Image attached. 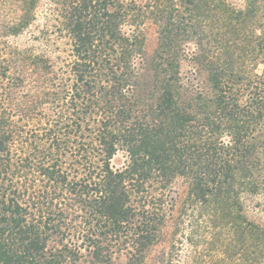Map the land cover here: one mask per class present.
<instances>
[{
  "label": "trees",
  "instance_id": "16d2710c",
  "mask_svg": "<svg viewBox=\"0 0 264 264\" xmlns=\"http://www.w3.org/2000/svg\"><path fill=\"white\" fill-rule=\"evenodd\" d=\"M42 1L0 28L41 7L34 39L69 45L0 43V264H144L166 237L157 264H264L241 203L264 196V0Z\"/></svg>",
  "mask_w": 264,
  "mask_h": 264
},
{
  "label": "rangeland",
  "instance_id": "374dc122",
  "mask_svg": "<svg viewBox=\"0 0 264 264\" xmlns=\"http://www.w3.org/2000/svg\"><path fill=\"white\" fill-rule=\"evenodd\" d=\"M46 0L42 1V4ZM235 4H239L238 0H232ZM19 4L18 0H0V28L4 27V24H11L12 22H15L17 17L20 15L19 11ZM42 8L39 7L38 10L35 13V20L32 21L29 25V27L24 30L20 35L17 37H2L0 34V43L4 46H16L20 49L26 48L28 46H35V50L38 53H42L47 57H50L52 60L57 61V63L60 65L64 61V59H67V54L69 50L68 45V39L64 37V35H58L52 36V42L49 45H43L44 43L38 42L34 39V37L40 36L41 31V24L44 23L45 19L42 16ZM145 35H146V45L145 50L147 52L148 58L155 52L157 49V43H158V34L156 31V28L154 25L147 24L145 26ZM192 43L188 44L186 48H188L189 53L193 49ZM12 48V47H11ZM2 50L3 48L0 47ZM8 50V49H7ZM57 58V59H56ZM182 70L184 73H189L191 69V64L189 61H184L182 64ZM261 68H258V72H260ZM126 158L122 152H119L114 156V158L111 161V165L114 168H120L123 166ZM174 193L173 196L175 197V215L177 216L184 204V201L187 198V189L183 183L180 181L175 183L174 185ZM241 203L243 205V215L250 221H253L255 223L261 224L264 223V196L261 194L257 195H251V194H243L241 196ZM169 239L166 237L163 241H161L159 244H157L149 253L147 259L145 260L144 264H157L159 257L161 254L166 253L169 246ZM206 246V245H205ZM204 246V247H205ZM203 247L199 248V252L203 251ZM218 250V248L216 249ZM216 250H214L211 253L213 254L217 253ZM189 252V251H188ZM205 252V251H204ZM230 261V260H228ZM228 261L225 262V264H243L241 261H239V257L234 258V260L229 263Z\"/></svg>",
  "mask_w": 264,
  "mask_h": 264
}]
</instances>
